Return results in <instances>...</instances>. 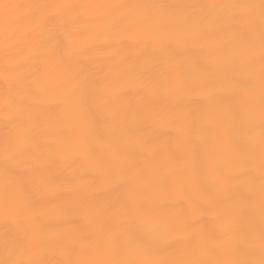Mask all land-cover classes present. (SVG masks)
I'll use <instances>...</instances> for the list:
<instances>
[{
	"label": "snow or ice",
	"instance_id": "obj_1",
	"mask_svg": "<svg viewBox=\"0 0 264 264\" xmlns=\"http://www.w3.org/2000/svg\"><path fill=\"white\" fill-rule=\"evenodd\" d=\"M0 264H264V0H0Z\"/></svg>",
	"mask_w": 264,
	"mask_h": 264
}]
</instances>
